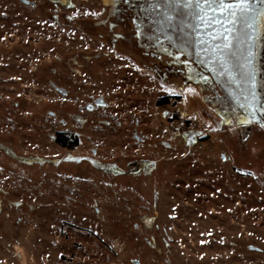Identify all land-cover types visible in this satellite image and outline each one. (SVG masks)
<instances>
[{"label": "rangeland", "instance_id": "374dc122", "mask_svg": "<svg viewBox=\"0 0 264 264\" xmlns=\"http://www.w3.org/2000/svg\"><path fill=\"white\" fill-rule=\"evenodd\" d=\"M26 1L0 0V264H264V2L221 74L165 0Z\"/></svg>", "mask_w": 264, "mask_h": 264}, {"label": "snow or ice", "instance_id": "6c2138e0", "mask_svg": "<svg viewBox=\"0 0 264 264\" xmlns=\"http://www.w3.org/2000/svg\"><path fill=\"white\" fill-rule=\"evenodd\" d=\"M165 2L176 9L177 15L189 16L197 21L192 26L194 32L203 29L206 35L208 29L216 30L212 40L219 41V43L211 44L206 47L205 51L210 54V62L218 67L220 73L228 74V64L234 61L238 45L242 42V31L252 27L250 23L253 18L252 0H165ZM249 39H251L250 36ZM198 43L208 45V41L204 38L199 39ZM192 46L195 47L196 44L193 43ZM245 55L246 58H249L252 56V52L249 50ZM206 62L209 61H201V63ZM237 67L239 68L240 65L237 64ZM240 75L250 88H255L254 72L244 71ZM252 97L255 100L254 91ZM250 106L253 111L249 115L254 116L259 110L255 108L254 104ZM260 107L264 109V105Z\"/></svg>", "mask_w": 264, "mask_h": 264}, {"label": "flooded vegetation", "instance_id": "af4514ba", "mask_svg": "<svg viewBox=\"0 0 264 264\" xmlns=\"http://www.w3.org/2000/svg\"><path fill=\"white\" fill-rule=\"evenodd\" d=\"M22 2L25 4V5H29L30 7L32 8H35L36 5L34 3H29V1H26V0H22ZM11 13V12H10ZM35 23H33L32 25V29L38 34V33H42L44 32V30H46V25L44 23H48L49 25H52V27L54 28L55 26H59L58 22H59V17L57 14L54 13V11L50 12V14H44V12H39L35 15ZM17 18L14 17V16H10L9 17V21L10 22H13L14 20H16ZM9 23V22H8ZM8 27L12 28V29H15L17 31V33H11L12 35V40H13V45H12V49L14 50H19V51H22L24 49L23 47V44L20 42V38L23 39V36L22 34H24V32H26L25 29H28V24L24 21H20L19 23L18 22H15L13 23V26L12 25H9ZM34 39V38H33ZM31 39L30 41L33 43L34 40ZM29 39L26 38V42H28ZM49 41V40H48ZM41 42V41H40ZM49 43V42H48ZM37 44V43H36ZM51 88L50 90H55V91H58V88L60 87H57L56 85L54 84H51ZM98 103H102L101 101H99ZM90 108V107H89Z\"/></svg>", "mask_w": 264, "mask_h": 264}, {"label": "trees", "instance_id": "16d2710c", "mask_svg": "<svg viewBox=\"0 0 264 264\" xmlns=\"http://www.w3.org/2000/svg\"><path fill=\"white\" fill-rule=\"evenodd\" d=\"M198 52H200V51H198ZM162 102H167V100L166 99L162 100L161 103ZM58 142L61 143L65 147L66 146L69 147V149H73L77 146V140H73V141L68 142L66 139L60 138V139H58Z\"/></svg>", "mask_w": 264, "mask_h": 264}, {"label": "built area", "instance_id": "2783aa9c", "mask_svg": "<svg viewBox=\"0 0 264 264\" xmlns=\"http://www.w3.org/2000/svg\"><path fill=\"white\" fill-rule=\"evenodd\" d=\"M200 126V125H199ZM182 127L184 128V129H196L197 127H196V125L192 122V121H189V123H184L183 125H182Z\"/></svg>", "mask_w": 264, "mask_h": 264}, {"label": "water", "instance_id": "95a60500", "mask_svg": "<svg viewBox=\"0 0 264 264\" xmlns=\"http://www.w3.org/2000/svg\"><path fill=\"white\" fill-rule=\"evenodd\" d=\"M58 90L60 91V93H62L63 95H67L68 93H67V91L65 90V89H63V88H58ZM206 137H202V139H205ZM250 249L251 250H255L254 249V247H250ZM137 264H139L138 262H137Z\"/></svg>", "mask_w": 264, "mask_h": 264}]
</instances>
